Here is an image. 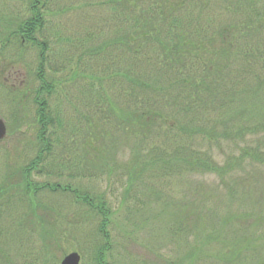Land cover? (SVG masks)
I'll use <instances>...</instances> for the list:
<instances>
[{
  "label": "trees",
  "instance_id": "obj_1",
  "mask_svg": "<svg viewBox=\"0 0 264 264\" xmlns=\"http://www.w3.org/2000/svg\"><path fill=\"white\" fill-rule=\"evenodd\" d=\"M20 1L23 6L15 16L0 17V65L9 61L14 68L23 63L30 76L36 62L37 86L31 90L28 85L25 87L24 80L6 89L1 86L0 93L5 96L0 94V99L7 97L18 119L27 110V96L33 97L37 154L30 163L21 166L16 176L9 167L0 176V199L5 198L1 199V205L8 199L6 205L13 207L11 211H23L24 216V222L12 223L8 237L20 241L25 233L30 241L34 235L29 233L36 235L38 226L45 234L44 224L52 217L53 209L42 204L43 194L68 197L100 220L92 232L95 239L85 241L91 246L93 264H106L107 252H112L117 243V230L127 235L118 218L124 208L128 218L122 221L130 225L134 224L135 216L146 212L154 218L166 216L164 224L170 236L177 240L175 243L195 236L200 229L203 231L208 214L201 218L193 203L185 197L172 198L170 190L173 183L184 187L190 174L227 175L228 169L220 167L209 154L194 149L193 140L208 138L214 144L220 140L233 141L235 129L264 132V0H104L102 4L109 14L94 33L107 30L108 34L103 37L90 34L81 41L78 37L71 40L64 36L61 26L55 23L54 0ZM67 11L68 8H61L58 14L63 17ZM68 44L73 46L72 55L65 51ZM55 51L63 53L57 61L52 56ZM28 52L35 59L33 63L26 60ZM13 70L6 72L11 74L9 79L15 75ZM110 80L120 83L123 95L119 94L122 100L118 102L122 107L112 102L110 90L105 88ZM77 83L85 87L83 94L91 101L93 95L94 99L104 95L109 104L103 108L95 103L92 109L79 112L80 116L74 120L79 124L80 136H64L68 143L71 139V144L66 142L61 148L78 153L83 174L117 176V182L124 187L118 209L112 207L105 194L92 195L81 187L32 180L51 176L49 167L63 163L61 168H65L71 160L61 153L59 159L54 157L61 143L59 132L67 133V129L51 101L54 95H63L70 85ZM1 84L6 85L4 81ZM93 88H98L99 93L93 92ZM253 122L256 126L251 127ZM162 129L164 136L151 135ZM239 138L243 137H236ZM131 140L135 145L130 149V160L125 164L115 163L114 151ZM241 153L240 160L250 155L244 147ZM253 154L258 163L264 164L263 148ZM160 178L174 179L168 187L146 183ZM155 185L164 189L152 190L150 187ZM129 199L131 204L126 202ZM151 208L157 209V213H152ZM42 209L46 215L41 219L38 212ZM240 217V224L244 225L238 233L232 227L236 224L235 217L228 214L216 218L218 222L213 221L214 226L210 224L199 236L211 240L215 234L218 239L232 234L235 239L231 243L247 247L252 227L247 226V214ZM147 218L146 221L150 220ZM51 221L49 225L53 226L56 222ZM97 236L102 237L100 241ZM218 239L213 242L221 243ZM53 249L43 246L34 254L31 250L23 255L24 262L27 263L30 259L27 256L32 253L36 264H50L47 261ZM197 252L203 253L200 247Z\"/></svg>",
  "mask_w": 264,
  "mask_h": 264
},
{
  "label": "rangeland",
  "instance_id": "obj_2",
  "mask_svg": "<svg viewBox=\"0 0 264 264\" xmlns=\"http://www.w3.org/2000/svg\"><path fill=\"white\" fill-rule=\"evenodd\" d=\"M54 2L55 6L53 8L56 12L52 8L54 12L53 18L55 17V23L61 26L60 30L65 33L63 34L64 36H67L71 40L78 37L79 41H81V39L85 40L89 38L90 34H96L97 37H103L108 34L107 30H105L106 33H94L97 27L105 22L106 16L109 14L107 13V7L102 4L104 0H54ZM22 6L23 3L20 0H0V17L2 18L5 16V18H7L15 16L21 11ZM61 8L69 9V11L63 13V17L61 14H58ZM94 39H96V37ZM69 45L70 44L65 45V51H68V53L72 55L73 46L70 45L69 47ZM62 54V52L58 53L55 51L52 55L55 57V59L53 57V60L57 61L61 59ZM98 58L99 57H97V59ZM26 60L33 63L35 59L31 53L28 52L26 54ZM8 63L9 61H6L4 63L5 65H0V70H2L0 74V87L2 86L6 89V87L13 84L17 83L18 85V83H21L23 80L25 82V87L28 85L31 90L37 86L34 74L36 62L33 63L34 71L33 75L31 74L32 76H29L28 73L25 72L23 63L14 65V68L12 67L14 70L11 68L12 65ZM88 63L90 64V62ZM99 65L102 66L103 63L100 62ZM100 66L99 68L102 70ZM88 69L89 65L87 64V70ZM8 70L9 72L11 70L15 72V75H13L11 79H9L11 74H9V72L6 73ZM88 76L89 75L85 78H88ZM7 80L9 81L7 82ZM3 81L7 86L1 84ZM87 81L88 80H86V82ZM78 84L79 83L70 85L68 89L63 92V95H54L51 101L57 112V116L60 120H63L64 127L67 129V133L59 132L61 143L58 145V148L55 149V153L58 154H54V157L59 159V153H61L63 156L71 159L66 163L69 169H67L68 166L61 168L63 163H58L55 164L54 167H49L52 172L51 176H43L40 178L33 177L32 180L40 183L60 184L63 186L69 185L72 188L81 187L92 195L105 194L104 196L109 199L112 207L118 209L122 201L121 197L124 192V187L117 182V176L105 174L92 177L91 174H83L84 170L81 171L80 160L77 158L78 153L75 151L72 154L61 148V145L67 142L64 136H66V138L68 134L72 137L75 135L77 138L80 136L78 133L80 130L79 124L74 120L80 116L78 115L79 112L84 113L92 109L95 103H99L103 108H106V105L109 104V102L104 100V95L100 98L98 96L96 99H94L93 95V101H91L87 95L83 94V91H86L84 90L85 87H81V85L78 86ZM119 87L120 83L116 80L114 83L111 80L105 83V88L110 90L109 93L112 96V102H115L118 107L121 106L118 101L122 100L119 97V94L122 93ZM88 90H90V88L87 89V91ZM96 90L99 93L98 88H93V92L96 93ZM0 94L1 96L4 95L2 93ZM25 101L27 110H25L26 112L22 115L18 116L17 119V114L15 113L14 115V108L10 106L7 97H2L0 99V117L4 120L7 128L6 135L0 142V176L2 177L5 170H8V167L11 173H14V176H16L21 166L30 163L37 154L38 129L35 123L36 106L31 95L27 96ZM66 121L68 124H66ZM169 125H171L170 122ZM250 126L254 127L256 124L254 125L253 122ZM83 129L85 130V128ZM220 130L222 131V129ZM230 130L231 132L233 131V129ZM248 130L249 131L243 132L242 130L239 132L238 129H235L234 133L236 137L242 136L243 138L236 139L235 137L233 141L220 140L218 143L214 142V144H210L207 140L208 138L199 137L193 140L192 144H190L194 149L209 154L212 160L220 167L225 168V170L228 169L227 175L224 177L218 176L217 174H190L187 179H185L187 183L184 187H177L175 183H173V187L170 190V192H172V198L180 199L185 197L187 202L193 203V208H197L201 218L202 215L204 217L208 214L209 217L205 221L206 225L204 228H210V224L212 225L213 221L217 223L218 220L216 218H223L231 214L235 217L233 223L235 222L236 224H232L234 232L235 230L237 231L240 226L244 225L243 223L240 224V218H242L240 216H245L247 214V217L249 216V218L246 219L247 226L252 227L250 230L252 237H247V247L242 244L234 245L231 243L235 239V236L232 234L226 235L224 239H218L217 234H215L210 238L211 240H207V238L204 240L203 236H199L201 235L200 233H205L204 228L203 231L200 229V232H197L195 236H189L183 240L182 243H175L177 240L173 236H170L164 224L166 222V216L161 215L158 219L154 218V215L152 216L146 212L143 215L135 216L134 224L130 225L122 221L124 217L128 218L127 214L125 215L123 212L126 209L124 208L118 215V218L120 219L119 224L122 223V228L127 235H123L117 230V243L112 252H107L104 263L227 264L224 262H228L229 264H264V164L258 163L253 158V156L255 157L253 152H260L262 148L264 149V132L256 133L251 129ZM162 131L163 129L153 131L151 135L155 137L160 135L164 136L165 134ZM244 135L247 136L244 138ZM156 140L160 142L159 138ZM69 143L71 144V139ZM125 144L114 151V162L119 165L125 164L130 160V149L135 145L132 140ZM155 145L157 146L158 143ZM243 147L246 152H250V155L248 158L240 160L239 156L242 155L241 151ZM59 148H61V150ZM229 164L231 165L229 166ZM173 179L174 178L165 180V178H160V180L156 179L151 182L146 181V183L150 185L158 183L160 186L167 185L168 187L172 184ZM158 185L150 188H153L152 190L155 191L164 189ZM143 190L145 189H142V191ZM144 192L150 193L149 190H145ZM146 193L144 194L146 195ZM165 195H169L168 192H165ZM20 197L22 199V195ZM20 197H18V199ZM1 199L3 201L5 198L3 197ZM40 200L43 205L53 209V213L54 211L55 213H50L52 217L46 220L47 224H44L43 229H45V234L40 232L39 226L36 228V235L28 231L30 236L34 235L30 241L26 239L25 233L21 236L20 241L8 237L11 232L12 223L17 224L18 222H24V216H22L23 211L19 213L11 211L13 207H8V204L6 205L8 199L4 204L1 205L0 203V264H36V258L32 257L30 254H34L43 246L45 248L46 246L47 248H54L50 253L53 257L50 256L51 259L47 261V263L61 264L63 259L72 253H78L81 256V264L92 263L91 246L87 245L85 241L95 239V235L93 236L92 232L94 233L96 231L100 220L87 214L84 208L73 203L70 198L65 196L59 194H43ZM11 202L13 204V201ZM126 202L128 204L132 203L130 199ZM151 207L154 208L152 205ZM152 211V213L156 211V214L158 210L152 209ZM38 214L42 219L45 217L46 211L42 209ZM148 215L151 217L147 218ZM146 218L150 220L146 221ZM49 220L56 223L51 226V224L49 225ZM141 220L143 222H141ZM251 224L253 225L251 226ZM197 226L202 228L199 223ZM27 227L31 226L27 224ZM27 230L25 229V231ZM100 238L102 237L97 236L98 240ZM217 239L221 243L213 242ZM27 242L29 244H26ZM52 245H54V247H52ZM193 246L194 248H192ZM199 247L203 253L197 252V248ZM31 250L34 251L27 256V258L29 257L30 259H27L26 263L24 262L25 257L23 255L31 252ZM4 259H6V263ZM40 263L41 262H38V264Z\"/></svg>",
  "mask_w": 264,
  "mask_h": 264
},
{
  "label": "water",
  "instance_id": "obj_3",
  "mask_svg": "<svg viewBox=\"0 0 264 264\" xmlns=\"http://www.w3.org/2000/svg\"><path fill=\"white\" fill-rule=\"evenodd\" d=\"M7 128L4 120L0 117V142L4 139ZM61 264H81V256L78 253L67 255Z\"/></svg>",
  "mask_w": 264,
  "mask_h": 264
}]
</instances>
